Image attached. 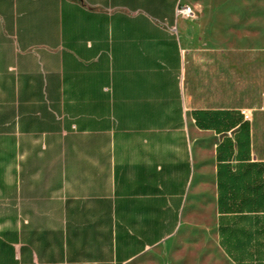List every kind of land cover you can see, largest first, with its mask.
Segmentation results:
<instances>
[{"label": "crops", "instance_id": "1", "mask_svg": "<svg viewBox=\"0 0 264 264\" xmlns=\"http://www.w3.org/2000/svg\"><path fill=\"white\" fill-rule=\"evenodd\" d=\"M180 3L0 0V264H236L216 147L245 113L264 161V33L185 46ZM201 194L215 235L179 236Z\"/></svg>", "mask_w": 264, "mask_h": 264}, {"label": "trees", "instance_id": "2", "mask_svg": "<svg viewBox=\"0 0 264 264\" xmlns=\"http://www.w3.org/2000/svg\"><path fill=\"white\" fill-rule=\"evenodd\" d=\"M225 115L238 131L216 147L219 243L236 264H264V161L250 158L249 120Z\"/></svg>", "mask_w": 264, "mask_h": 264}, {"label": "rangeland", "instance_id": "3", "mask_svg": "<svg viewBox=\"0 0 264 264\" xmlns=\"http://www.w3.org/2000/svg\"><path fill=\"white\" fill-rule=\"evenodd\" d=\"M190 7L189 16L177 12L180 7ZM178 23L173 26L179 31L185 46L198 43L200 45L222 46L227 23L231 27L233 37L245 38L249 34L264 33V0H181L176 8ZM230 25V26H229ZM196 200L199 205L189 206L184 213L183 226L179 236L213 237L214 212L210 205V196L201 194ZM191 245H185V253H203L199 250H187Z\"/></svg>", "mask_w": 264, "mask_h": 264}, {"label": "built area", "instance_id": "4", "mask_svg": "<svg viewBox=\"0 0 264 264\" xmlns=\"http://www.w3.org/2000/svg\"><path fill=\"white\" fill-rule=\"evenodd\" d=\"M177 12L181 15H184V16H189L192 11L190 9V7L186 6V7H180ZM244 117L247 118V115L245 113H243Z\"/></svg>", "mask_w": 264, "mask_h": 264}]
</instances>
